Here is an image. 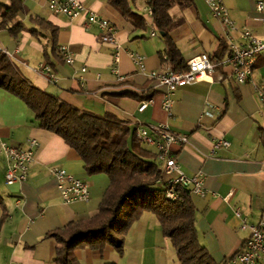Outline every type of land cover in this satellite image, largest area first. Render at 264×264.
Returning <instances> with one entry per match:
<instances>
[{"label":"crops","instance_id":"crops-1","mask_svg":"<svg viewBox=\"0 0 264 264\" xmlns=\"http://www.w3.org/2000/svg\"><path fill=\"white\" fill-rule=\"evenodd\" d=\"M80 1L114 26L121 45L118 70L122 81L111 72L113 50L101 43L98 30H84L83 18L68 20L52 15L47 0L23 1L27 15L20 14L9 24L25 26L16 36L0 29V46L9 52L5 57L33 87L80 111L111 114L132 129L138 124H164L170 132L185 135L189 141L185 146L172 145L168 151L185 175H203L207 195L201 198L190 194L197 211L195 226L200 243L220 264L249 236L248 229L240 228V219L256 224L264 211V146L259 135L264 129V106L255 92V87L264 83V53L256 57L251 81L242 85L235 83L228 66L214 64L211 79L174 93L169 117L161 109L165 89L147 77L150 71H172V66L165 59L163 40L158 34L152 35L156 32L145 10V0H135L132 6L133 12L145 20V27L139 29L122 18L107 0ZM222 1L237 28L247 27L264 40V29L258 21L261 16L255 10L259 0ZM0 2L8 5L5 0ZM170 16L182 19L171 38L185 62L202 53L213 56L220 43L226 46L227 29L213 19L205 0H193L192 6L185 9L173 7ZM29 17L43 18L57 27L58 48L66 47L74 60L72 65L66 64L59 52L61 60L51 58V65L47 64L43 49H49L48 31L39 30ZM27 29L38 32L31 35ZM232 35L235 40L236 33ZM128 52L143 56L145 71L136 68ZM44 66L52 70L54 80L42 71ZM150 101L144 111H137L138 103ZM205 103L222 108L221 115L203 117ZM29 139H34L38 148L26 181L6 185V160L0 156V264H56V243L46 235L70 222L94 216L109 184L103 174L88 176L78 154L60 137L40 128L21 99L0 88V142L26 147ZM216 139L227 141L229 146L214 149ZM54 166L88 184V201L61 200L49 173ZM123 249L122 256L110 246L102 251L76 250L74 256L80 264H179L151 213H144L131 226L124 236Z\"/></svg>","mask_w":264,"mask_h":264},{"label":"trees","instance_id":"trees-1","mask_svg":"<svg viewBox=\"0 0 264 264\" xmlns=\"http://www.w3.org/2000/svg\"><path fill=\"white\" fill-rule=\"evenodd\" d=\"M5 1L7 6L0 2V29L16 36L25 26L9 24L20 14L27 15L28 10L22 0ZM134 2L107 0L108 5L135 28H144V18L132 10ZM192 4L193 0H145L151 11L152 26L164 42L172 71H183L186 67L171 38V32L182 24V19L174 20L170 10L173 7L185 9ZM29 22L39 30L48 31L49 49H43V58L51 65V58H59L57 27L40 17H29ZM27 30L31 35L38 32ZM226 54L225 45L220 43L210 60L219 64ZM0 88L21 99L40 128L57 135L73 149L88 176L103 174L109 182L94 216L70 222L46 235L56 243V264H80L74 256L76 250L102 251L106 246L122 256L124 236L146 212L159 222L162 235L169 240L179 264H217L199 241L195 226L197 211L190 193L178 190V199H166L165 187L155 184L159 179L158 154L139 142L135 130L126 121L111 114L80 111L38 90L19 75L4 55H0ZM259 135L264 146V129L259 130ZM220 264H226V260Z\"/></svg>","mask_w":264,"mask_h":264},{"label":"built area","instance_id":"built-area-1","mask_svg":"<svg viewBox=\"0 0 264 264\" xmlns=\"http://www.w3.org/2000/svg\"><path fill=\"white\" fill-rule=\"evenodd\" d=\"M205 2L213 19L227 29L225 35L227 56L221 63L231 69V75L236 84L242 85L250 82L253 73L246 72L247 58L264 53V40L256 37L247 27L237 28L222 0H205ZM47 7L52 15L63 16L68 20L83 18L82 26L84 30H90L95 27L99 32L98 36L101 43L109 45L113 50L111 54V72L117 77L118 81L123 80V76L120 75L118 70L121 45L117 41V32L111 23L87 9L80 0H47ZM145 10L151 16L150 9L146 7ZM255 10L261 16L258 21L260 27L264 29V0L257 1ZM232 33L237 35L235 40ZM155 34L157 33L152 32V35ZM0 50L9 53L1 46ZM58 52L66 64L72 65L74 63L66 47H59ZM127 54L138 70L145 71L142 55L136 52H128ZM185 67L183 71H150L147 73L149 79L165 89L162 93L161 109L169 117L171 116V109L174 103V93L179 88L211 79V75L215 73V65L206 53L189 58L185 62ZM42 71L51 80H54L52 70L48 66L42 67ZM81 71L85 72V69L82 68ZM255 92L257 98L264 106V83L258 84L255 87ZM150 104L151 101L138 103L136 109L138 112H142ZM221 113L222 108L205 103L201 115L208 118H218ZM134 130L136 135H140V143L154 149L158 154L160 167L159 179L155 181L156 186H164L165 192L174 199L179 197L178 190H187L190 194L201 198L207 195L203 186V175H185L176 159L168 151L172 145L185 146L189 142L185 135L170 132L164 124L148 127L138 124ZM228 146L229 143L227 141L216 139L213 148H226ZM37 148L38 143L34 139H29L26 147L11 146L5 142H0V156H4L6 160V168L4 170V182L6 185L27 180L29 166L34 161ZM49 173L55 180V188L64 203L88 201L89 187L85 181L56 166L51 167ZM237 216L239 217L238 214ZM240 220V228L243 230L248 229L249 236L243 241L240 249L226 260V264H264V211L256 224H247L245 218Z\"/></svg>","mask_w":264,"mask_h":264},{"label":"bare ground","instance_id":"bare-ground-1","mask_svg":"<svg viewBox=\"0 0 264 264\" xmlns=\"http://www.w3.org/2000/svg\"><path fill=\"white\" fill-rule=\"evenodd\" d=\"M0 55L9 56V54L6 53V51H1V50H0ZM257 56L258 55H252V56H250V58H247V65H246V72L247 73H251V70H252V68L254 66V63H255V60H256ZM137 138L140 140V135H137ZM165 197H166L167 200H175L173 197H170V194H168V193H165Z\"/></svg>","mask_w":264,"mask_h":264},{"label":"water","instance_id":"water-1","mask_svg":"<svg viewBox=\"0 0 264 264\" xmlns=\"http://www.w3.org/2000/svg\"><path fill=\"white\" fill-rule=\"evenodd\" d=\"M159 35H160V36H163V33H160Z\"/></svg>","mask_w":264,"mask_h":264},{"label":"rangeland","instance_id":"rangeland-1","mask_svg":"<svg viewBox=\"0 0 264 264\" xmlns=\"http://www.w3.org/2000/svg\"><path fill=\"white\" fill-rule=\"evenodd\" d=\"M0 1H3V0H0Z\"/></svg>","mask_w":264,"mask_h":264}]
</instances>
